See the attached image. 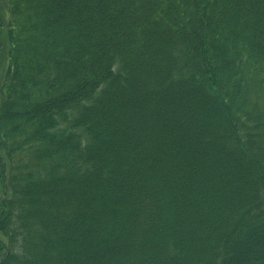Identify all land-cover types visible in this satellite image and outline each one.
I'll use <instances>...</instances> for the list:
<instances>
[{"label": "trees", "instance_id": "obj_1", "mask_svg": "<svg viewBox=\"0 0 264 264\" xmlns=\"http://www.w3.org/2000/svg\"><path fill=\"white\" fill-rule=\"evenodd\" d=\"M5 55L0 264H264V0H0Z\"/></svg>", "mask_w": 264, "mask_h": 264}, {"label": "rangeland", "instance_id": "obj_2", "mask_svg": "<svg viewBox=\"0 0 264 264\" xmlns=\"http://www.w3.org/2000/svg\"><path fill=\"white\" fill-rule=\"evenodd\" d=\"M4 46L6 47V43L4 42ZM5 63H6V55L4 56V57H2V58H0V69L1 68H4V66H5ZM6 70H7V66H6ZM2 75L3 76H5V72L3 73V71L0 73V91H1V87H2V83H3V77H2ZM0 101H1V94H0ZM135 101V100H134ZM200 104V103H199ZM193 109H192V111L194 110H196V108H197V106H195V107H192ZM181 108H179L178 110H180ZM188 114H190V113H188ZM164 116H165V118H168L166 115H165V113H164ZM190 116L191 115H189V118H190ZM151 117H153V118H155V114H154V116L152 115ZM152 118V119H153ZM159 118H161V115L159 116ZM114 119V118H113ZM155 119H158V118H155ZM112 120V118H110V121ZM115 120H116V118L114 119V124L116 123L115 122ZM190 121H191V123H193L192 121H193V119L191 120L190 119ZM190 123V124H191ZM172 123L170 122V124L168 123V125L167 126H170ZM174 124V123H173ZM180 126H183V125H185L184 123H180L179 124ZM186 126V125H185ZM196 131H197V129H196ZM190 132H191V135H192V137H196L195 135H196V132H194V129H190ZM111 134L114 136L115 135V131H113V132H111ZM199 139H200V137H199ZM112 151H114L115 153H117V151H116V148H113L112 149ZM196 151V152H195ZM195 153L196 154H198V158L197 157H195ZM213 154V152H212V150H209V151H207V152H203L202 153V150H201V148L200 147H196V148H192L191 150H187V152H186V154H184V160H188V159H190V158H194L195 157V159L197 160V162L198 163H200L201 164V166H196V168L195 169H197V170H199L200 171V168H203L204 166H205V170L207 171V169L208 168H206L207 166H206V164H209V165H213V166H215V163L216 164H219V161H212V160H210L212 157H211V155ZM201 157V158H200ZM127 160H129V158L127 159ZM209 160L211 161V162H209ZM217 160H218V158H217ZM164 162V161H163ZM162 162V165L164 164ZM220 162H221V160H220ZM120 162H118V164H119ZM120 164H122V163H120ZM161 168H163V166H161ZM216 169V168H215ZM118 172H122V171H124L123 169H119L118 168ZM214 170V169H213ZM203 171V170H202ZM217 172H218V170H216ZM153 174H154V179H158L157 181H158V183L163 187V191L164 192H166L167 194H170V196H171V199H169V197L168 198H165L164 199V201H166V205H169L170 204V207H172L173 209H175L176 208V204H175V201H173V200H175V199H177V197H181V190H180V184L179 183H176V188L174 187L173 189H172V187H169L168 185H171L170 184V182H167V184L166 183H164V179L161 177V178H159L158 177V175H157V172H153ZM149 175H151L152 176V173H149ZM122 179H119V184L121 185V183H122V181H121ZM169 181V180H168ZM156 182V181H155ZM192 182V181H191ZM161 191V190H160ZM122 195H124V192L122 191ZM122 196L121 195H119V194H116V205H118V206H120L121 205V203H122V198H121ZM120 204V205H119ZM178 206V205H177ZM169 208V207H168ZM115 213V212H114ZM80 234V233H79ZM82 234L84 235H81L80 236V238L82 239V241H72V243L73 244H75V245H82V244H89L90 242H91V240H92V232H88L87 233V231H82ZM130 238H133V235H131V236H127V241L130 239ZM126 241H124V243H125ZM134 245H131L130 247H133ZM127 247H129L127 244H126V246H124L122 249H119V256H120V258L122 259V261L124 260L127 264H129L132 260V258L134 259V257H136V256H134L133 254L132 255H128V256H126V257H129L128 259H126V257H125V255H122V252H126V248ZM262 246H260V248H261ZM260 248H258V250H260ZM129 251V250H128ZM132 252V251H131Z\"/></svg>", "mask_w": 264, "mask_h": 264}]
</instances>
